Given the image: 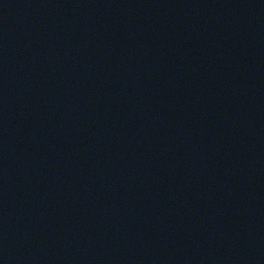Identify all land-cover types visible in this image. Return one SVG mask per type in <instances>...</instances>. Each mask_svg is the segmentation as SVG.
<instances>
[{"label":"water","instance_id":"obj_1","mask_svg":"<svg viewBox=\"0 0 264 264\" xmlns=\"http://www.w3.org/2000/svg\"><path fill=\"white\" fill-rule=\"evenodd\" d=\"M0 264H264V0H0Z\"/></svg>","mask_w":264,"mask_h":264}]
</instances>
